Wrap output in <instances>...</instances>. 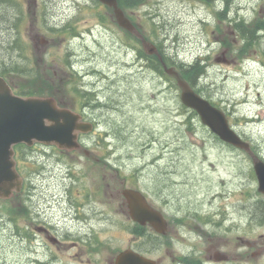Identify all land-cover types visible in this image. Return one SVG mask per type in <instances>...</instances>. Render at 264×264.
<instances>
[{
    "label": "rangeland",
    "instance_id": "374dc122",
    "mask_svg": "<svg viewBox=\"0 0 264 264\" xmlns=\"http://www.w3.org/2000/svg\"><path fill=\"white\" fill-rule=\"evenodd\" d=\"M15 2L19 6L0 0V61H20L27 76L7 75V81L16 90L44 92L46 81L52 86L71 79L95 93L85 111L96 128L80 140L89 155L40 144L17 150L29 192L0 201V264H36L33 228L45 221L78 227L75 207L100 233L101 255L94 258L110 254L111 239L128 222L123 180L156 203L167 200L168 217L192 220L198 212L219 221L226 209L231 252H251L259 245L242 246L264 243V196L257 192L251 157L223 144L186 111L172 82L160 84L139 68L106 8L94 0ZM126 15L175 62L203 61L206 73L197 89L264 161V29L254 33L244 56L240 48L248 41L235 29L240 21L251 32L256 22L264 23V0H146ZM65 25L71 29H50Z\"/></svg>",
    "mask_w": 264,
    "mask_h": 264
},
{
    "label": "flooded vegetation",
    "instance_id": "af4514ba",
    "mask_svg": "<svg viewBox=\"0 0 264 264\" xmlns=\"http://www.w3.org/2000/svg\"><path fill=\"white\" fill-rule=\"evenodd\" d=\"M96 5L105 7L101 3H96ZM109 15L111 16V14ZM129 41L133 43L134 38L131 37ZM136 58L139 68L149 66V56L137 55ZM158 80L161 84L166 83V78L160 70ZM81 88L84 86H80V90ZM54 98L58 106L78 112L81 116L80 122H87L85 110L89 104L84 101V97L79 96L78 98L73 94L55 95ZM91 122L94 126L96 125L94 121ZM84 153L90 154L87 151ZM122 185L125 186V182ZM135 186L128 187L136 188ZM25 187L26 185L23 183L17 197H22L29 191ZM154 193L153 195L156 196ZM144 196L148 204L162 214L165 221L159 223L137 222L130 210L127 209V227L122 229L123 231H117L114 238L111 239L113 241L110 246V254L102 255L100 260L94 258L96 255H101L98 254L101 252V242H98L100 233L96 231L97 226H94L91 221H86L85 217L82 218L78 207H75L73 214L75 222L81 224L78 227H73L70 223L67 226L63 225L64 227H57L58 222L46 221L37 224L33 228L35 231H33L34 243L40 250V252L34 251L36 264H42V261H49L44 264H102L103 262L118 264L117 256L124 251L152 260L153 264H252L251 259H257V264H259L258 260L264 258V243L253 245L245 243L242 246L243 249L249 250L254 245H259L251 252L235 253L238 249L235 252L228 250L226 209L223 214H219V221L201 216L198 212L191 215L192 220L176 215L168 217L166 213H163L167 200L164 199L156 203L151 200V196ZM69 203L71 204V202ZM73 215L72 213L68 214L70 217ZM159 228H163V230H157ZM37 236L41 239H37Z\"/></svg>",
    "mask_w": 264,
    "mask_h": 264
},
{
    "label": "water",
    "instance_id": "95a60500",
    "mask_svg": "<svg viewBox=\"0 0 264 264\" xmlns=\"http://www.w3.org/2000/svg\"><path fill=\"white\" fill-rule=\"evenodd\" d=\"M99 1L113 9L120 27L136 33L132 24L118 7L116 0ZM143 48L148 54L157 53L156 48L145 41H143ZM165 70L177 79L181 90V103L196 111L203 125L207 126L222 141L250 151L249 145L229 127L222 111L196 94L173 69L165 68ZM76 119L77 117L69 111L57 108L50 98H24L15 95L11 87L0 77V199L9 198L21 187V178L16 171V163L13 159V146L20 143L30 146L34 142H40L68 150L78 148L77 132L82 129V126L77 124ZM253 167L258 181V191L264 194V163L253 156ZM123 195L137 219L145 211L144 215L151 221L159 220L153 212L148 210V207L145 208L140 194L125 190ZM121 260L133 261L132 257L127 254L122 255ZM134 263L136 264L135 259Z\"/></svg>",
    "mask_w": 264,
    "mask_h": 264
},
{
    "label": "trees",
    "instance_id": "16d2710c",
    "mask_svg": "<svg viewBox=\"0 0 264 264\" xmlns=\"http://www.w3.org/2000/svg\"><path fill=\"white\" fill-rule=\"evenodd\" d=\"M5 3L8 5L12 6L15 5V2L13 0H4ZM146 0H118V5L123 9V10H131L132 8L141 6L145 3ZM18 19V18H17ZM16 19V20H17ZM19 20V19H18ZM17 26H15L16 28ZM235 29L240 33L242 37H246L250 30L246 29L245 26L242 25V23L235 24ZM9 46H12L8 44ZM13 49L19 54L20 57V52L19 50L16 49L15 46H13ZM245 51L241 50V53H244ZM164 61L168 63L169 65H176V68L179 70L180 74L182 77L186 80L189 81L191 86L195 88V83L196 80L204 74V67L200 66L199 61L194 62L193 64L189 66H184L182 64H175V62L169 58L165 57ZM25 66H23L20 61H8L7 63L5 62L2 64V61H0V75L3 77H7V75H16V74H24L27 76V72L25 70ZM20 95H35V94H40L41 92L33 91L31 89H20L19 91ZM196 92L200 93L199 90L196 89Z\"/></svg>",
    "mask_w": 264,
    "mask_h": 264
}]
</instances>
